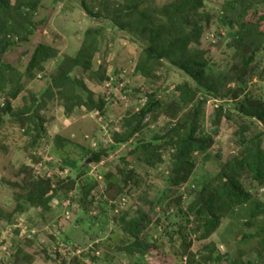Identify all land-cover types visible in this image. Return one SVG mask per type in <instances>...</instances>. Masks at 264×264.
I'll list each match as a JSON object with an SVG mask.
<instances>
[{"label":"rangeland","instance_id":"1","mask_svg":"<svg viewBox=\"0 0 264 264\" xmlns=\"http://www.w3.org/2000/svg\"><path fill=\"white\" fill-rule=\"evenodd\" d=\"M0 74V264H264V0H0Z\"/></svg>","mask_w":264,"mask_h":264},{"label":"trees","instance_id":"2","mask_svg":"<svg viewBox=\"0 0 264 264\" xmlns=\"http://www.w3.org/2000/svg\"><path fill=\"white\" fill-rule=\"evenodd\" d=\"M16 8H17V10L18 9H22L23 8V5L21 4V3H18V5L16 6ZM27 9H29V7L27 8ZM32 12V11H31ZM33 58V57H32ZM189 72V71H188ZM190 73V75H192V73L191 72H189ZM0 76H1V74H0ZM193 76V75H192ZM187 140V139H186ZM188 141V140H187ZM190 144V143H189ZM198 147L199 148H201V146H199L198 145ZM257 158L259 159L260 158V160L261 161H263L264 160V155H258L257 156ZM183 168L184 167H182V165H177V166H175V173H177V175L180 173V170L182 171L183 170ZM185 170V169H184ZM188 173V172H187ZM186 173V174H187ZM176 179H178V178H176ZM175 178H174V180H176ZM226 184H224L223 186H225ZM228 192H227V194L228 195H237V193L240 195L241 194V192H238L239 191V189H238V187H235L234 185H226V188H225ZM43 193L44 192H42L41 193V196L43 195ZM264 211V209H263V207H261V206H259V203L256 205V207L253 209V211H252V213H253V215H255V216H257L258 214H259V212H263Z\"/></svg>","mask_w":264,"mask_h":264}]
</instances>
